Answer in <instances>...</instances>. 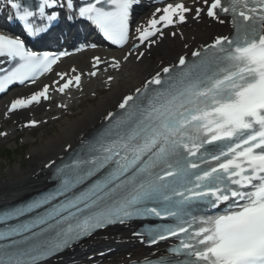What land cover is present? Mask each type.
Returning <instances> with one entry per match:
<instances>
[{
  "label": "snow or ice",
  "instance_id": "1",
  "mask_svg": "<svg viewBox=\"0 0 264 264\" xmlns=\"http://www.w3.org/2000/svg\"><path fill=\"white\" fill-rule=\"evenodd\" d=\"M6 3L31 38L47 32L64 12L123 47L137 0H40L42 24L34 22L37 11L19 0ZM202 13L221 24L220 13L230 16L233 35L217 36L193 51L194 59L179 57L124 96L121 111L108 112L102 130L55 166L53 189L0 213V264H43L97 229L132 218L170 217L175 224L135 234L150 245L176 237L179 244L170 252L177 259L145 258L144 264H264V0L167 3L135 28L139 43L132 47L146 41L150 47L156 42L150 38H162L164 28ZM69 55L33 51L23 39L0 33V58L14 64L0 68V92L16 83L35 84ZM133 55L128 51L124 61ZM143 56L135 53L136 59ZM101 63L107 61L94 57L88 75L96 76ZM110 66L118 70L121 61L113 57ZM71 72H58L51 84L14 99L5 115L49 101L54 92L82 90L83 73Z\"/></svg>",
  "mask_w": 264,
  "mask_h": 264
},
{
  "label": "bare ground",
  "instance_id": "2",
  "mask_svg": "<svg viewBox=\"0 0 264 264\" xmlns=\"http://www.w3.org/2000/svg\"><path fill=\"white\" fill-rule=\"evenodd\" d=\"M226 26L219 25L209 20L202 19L201 22L191 21L185 28H180L174 39L167 36L157 46L159 50V58L157 60H150L147 56L141 60H134L133 57L124 64L123 68L116 73V78L111 84L100 80H92L82 92L87 97L82 103L79 104V99L76 98L71 104L69 111L76 109L77 113L68 116L64 109L51 112L50 115H59L60 131L57 134L49 135L42 138L40 142L33 143V148L30 154H36L38 159L35 158L29 161L27 166L18 165L15 169L9 172V175L0 180V203H4L19 196L24 195L29 190L40 186L43 183L42 175L38 174V169L43 162L59 156L64 152V149L69 145L75 144L83 135L95 127L104 116L111 111L117 104L122 95L129 90L138 87L147 77L156 72L162 65L169 64L181 53H185V45L188 46L187 50L205 43L210 38L217 34L219 30H225ZM82 62L69 66L62 72H67L72 68L88 67V59L90 56L82 54L78 56ZM176 60V59H175ZM70 65H73L71 63ZM106 88V92L103 91ZM94 103H91L89 98H94ZM68 104V102L64 103ZM82 109V110H81ZM3 108L0 109V118ZM74 113V112H73ZM43 114L47 115V110H43ZM23 115V114H22ZM13 133V132H12ZM128 232V231H127ZM125 231L113 233L107 239L100 240L101 244L112 241L117 236L122 240L129 243L124 244L120 249H117L113 254L118 258H113L112 261L126 259L127 253H132V257L142 254L144 248L137 242L130 239V235ZM97 242V241H96ZM90 242L85 245V252L88 249L95 248ZM115 246L117 243H113ZM126 247V248H125ZM87 248V250H86ZM125 248L122 253V249ZM131 255V254H130ZM86 254L74 258V264H81L86 259ZM82 263H86L83 261ZM57 264H63L59 262Z\"/></svg>",
  "mask_w": 264,
  "mask_h": 264
},
{
  "label": "rangeland",
  "instance_id": "3",
  "mask_svg": "<svg viewBox=\"0 0 264 264\" xmlns=\"http://www.w3.org/2000/svg\"><path fill=\"white\" fill-rule=\"evenodd\" d=\"M50 127L51 125L33 132V141L40 142L42 136H44V133L47 130H49L50 132L49 135L59 133L60 127L58 124H55L52 129H49ZM15 141H18V138H11L0 145V178L9 175V171L15 169L18 165L27 166L28 162L31 159L38 158V156H32L31 158L29 157L31 149V146L29 144L21 145L23 143H18V145H15Z\"/></svg>",
  "mask_w": 264,
  "mask_h": 264
}]
</instances>
